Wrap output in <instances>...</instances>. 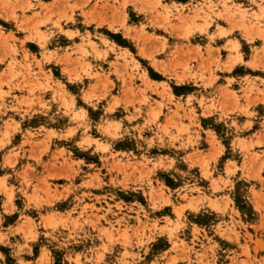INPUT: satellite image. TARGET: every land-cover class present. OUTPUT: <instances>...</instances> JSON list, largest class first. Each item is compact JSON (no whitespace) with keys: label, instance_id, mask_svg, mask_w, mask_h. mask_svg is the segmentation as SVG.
I'll list each match as a JSON object with an SVG mask.
<instances>
[{"label":"rangeland","instance_id":"rangeland-1","mask_svg":"<svg viewBox=\"0 0 264 264\" xmlns=\"http://www.w3.org/2000/svg\"><path fill=\"white\" fill-rule=\"evenodd\" d=\"M251 2L0 0V24L28 34L0 27V197L24 220L0 229L4 263L264 264V0Z\"/></svg>","mask_w":264,"mask_h":264},{"label":"crops","instance_id":"crops-1","mask_svg":"<svg viewBox=\"0 0 264 264\" xmlns=\"http://www.w3.org/2000/svg\"><path fill=\"white\" fill-rule=\"evenodd\" d=\"M54 1L55 0H34V3H35V5L36 6H40V3H44V4H52V3H54ZM215 3H220V4H218V8L220 9V10H223V6H222V4H221V2H222V0H213ZM235 3H239V4H243L244 6H246V8H252V7H254L253 5H252V0H233ZM192 2H199V0H162V3L164 4V3H166V4H168V5H171L172 3H175V4H181V5H188V4H190V3H192ZM230 4V3H229ZM138 6L140 7L141 6V3H138ZM17 14L20 16L19 18H21V17H23V14L18 10L17 11ZM32 14H33V12H31V13H27V16H32ZM140 18H142V19H140V21L139 22H145V20L148 18H150L149 17V15H145L144 14V12H138V14H137ZM57 20V15H54L53 17H52V22H50V23H48L46 26V29H44V30H46V31H48V32H52L53 34H54V37H58L59 35H60V30H59V28H56L55 26H54V23H55V21ZM142 20V21H141ZM218 22H220V20L218 19ZM13 24V26H14V28L13 29H6V28H4L1 24H0V27H2V28H4L6 31H5V35H9L11 32H13L14 34H15V37L17 38V39H19V40H22V39H25V37L26 36H28V34L25 32V33H23L22 35H21V33H20V35H17V33L19 32L17 29H16V25H17V23H15V22H13L12 23ZM11 30V31H10ZM237 31V30H236ZM17 32V33H16ZM220 38L218 37L217 38V40H219ZM0 41H1V38H0ZM28 42H26V44H25V47H24V49L25 50H28L29 51V53L31 54V55H33L34 54V52L30 49V47H28V43H31L32 45H34L35 47H36V49L38 50V47L36 46V42L35 41H33V40H27ZM15 44L18 46V48L20 49V50H24V49H22V44L20 43V42H16L15 41ZM200 44H202L201 46H203L204 48L206 47V43L204 42V43H200ZM216 44H218V43H216ZM218 46V45H217ZM1 47H3L2 45H0V49H1ZM59 48H60V46L58 45V47H56V49H58L59 50ZM23 52V51H22ZM38 53H41V51H37ZM24 53V52H23ZM38 53H36V54H38ZM44 68H45V70H47V67L44 65ZM220 76V78H230L229 76H226V75H219ZM150 79H151V81H154V82H161L159 79H156V78H151V77H149ZM218 79L217 80V82H216V84L213 86L214 88H215V91H214V93H216L217 94V96H219L220 94H221V91H222V87H224L227 83H226V81H221V79ZM234 79H236L235 77H233ZM240 78V77H239ZM236 82H238V83H240L239 85H232L231 87H230V89L231 88H233V90H237V91H240V90H242V87L244 86V85H242L241 83V81H239V80H237L236 79ZM235 83V82H234ZM4 89H6V86H4ZM208 90V89H207ZM203 92V91H202ZM28 93H27V91H25L24 93H21L20 95L19 94H17V96H19V97H21V96H26ZM7 100H9V101H11V99H7ZM221 100V99H220ZM14 101V100H13ZM264 112V111H263ZM217 115H221V112L220 111H216L215 112ZM262 117H263V115H262ZM6 202H7V198H6V196H2V197H0V216H1V219H0V229H2L4 232H6V233H10V231H11V229H15L16 227H18V226H20L21 224H22V222L24 221L23 220V218H22V213H21V210L19 209V207H17L16 208V210H11V211H7V209L8 208H6ZM9 208H10V205L8 206ZM17 213H19L18 215H16ZM0 264H6V263H4V261H2L1 259H0Z\"/></svg>","mask_w":264,"mask_h":264}]
</instances>
